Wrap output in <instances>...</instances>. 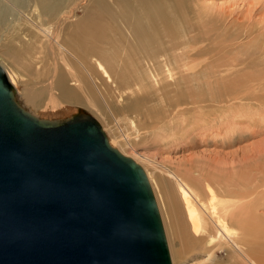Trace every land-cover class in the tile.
<instances>
[{"label": "bare ground", "instance_id": "6f19581e", "mask_svg": "<svg viewBox=\"0 0 264 264\" xmlns=\"http://www.w3.org/2000/svg\"><path fill=\"white\" fill-rule=\"evenodd\" d=\"M254 8L220 15L197 0H0L4 55L22 74L33 75L32 66L40 79L25 82L9 62L0 58V65L32 113L65 115L80 106L99 117L124 154L127 137L107 121L106 98L116 92V103L128 105L140 127L166 145L194 148L214 135L222 138L214 145L228 147L244 116H264V15ZM212 149L170 168L162 159L159 185L147 167L151 158L131 157L146 172L162 222L168 216L159 188L170 185L176 194L166 196L168 209L179 204L176 256L188 243H205L226 251L233 264H264V148L252 147L240 160Z\"/></svg>", "mask_w": 264, "mask_h": 264}, {"label": "water", "instance_id": "95a60500", "mask_svg": "<svg viewBox=\"0 0 264 264\" xmlns=\"http://www.w3.org/2000/svg\"><path fill=\"white\" fill-rule=\"evenodd\" d=\"M0 264H172L143 167L83 108H25L1 65Z\"/></svg>", "mask_w": 264, "mask_h": 264}, {"label": "rangeland", "instance_id": "374dc122", "mask_svg": "<svg viewBox=\"0 0 264 264\" xmlns=\"http://www.w3.org/2000/svg\"><path fill=\"white\" fill-rule=\"evenodd\" d=\"M197 1H198V4L200 3L201 8H204L205 10L207 9L208 11L217 12V14H220V15H222V14L225 15L227 13L229 14V12H230V14L231 13L235 14L238 12L237 15H240L239 13L241 12V15H243V14L247 13L246 12L248 10L247 7L249 8L251 6H254L255 8H257V9L254 8V10H257V12L259 13V14L257 13L258 16L260 15V17H263V15H264V8H263L264 2H263V5L261 2L263 0H197ZM246 2L249 4L247 5ZM202 4H204L203 5L204 7L202 6ZM242 4H243V6H242ZM259 4H261L262 7H260ZM256 5L257 6L259 5V6L257 7ZM242 7H244L245 10ZM237 8H239L240 10ZM242 11H245V12L243 13ZM224 12H226V13H224ZM78 13H80V11H78ZM257 14H256V16H257ZM256 16L254 18H257ZM245 25L248 26V29L251 27L250 24L248 25V23H245ZM263 35H264V32H263ZM4 52H5V47L0 46V58L4 59L6 63L9 62V65L13 70H18L17 66L14 63H11L10 59L6 58V56L4 55ZM20 68H21V70H25L22 66H20ZM29 72H32L33 75L22 74L19 70H18L17 75H19L20 79H23L25 82L34 81V79H40L35 74V70L32 66H30ZM43 78H45V76ZM110 95H111V97H110ZM110 95L109 96L107 95V98H106L107 103H109V108H106V113L108 114V117H109V118H107V121L110 123V125L112 126V128L114 129V131L118 135H121V137L122 136L127 137L128 141L126 139L125 140L129 143H126L128 145H126V146L124 145V147H123L125 150V153L128 154L127 156L130 155V157H131L132 155H134L136 157L141 158L140 156L144 155V156H147L149 159L151 158L149 160L151 162H148L149 164H147V167H148V170L154 174L155 181H156L157 185H159L160 179L164 180V178H162L163 177L162 173H160V170L162 169V165L163 166L165 165L168 168H170V166H173L175 164L177 165V163H175V162L181 161L182 159L180 160V157L186 158V157H189L190 155L196 156L198 153H207V152L209 153V152H212V150L214 149V148L212 149V147L215 146V148H217L216 151H220V150L223 151V149H225L223 152H225L226 154L220 151V154H221V155L219 154L220 156L223 157L225 155L224 157L225 158L227 157V159H229V160H231V158L235 159V160H240V158L242 159L244 155L246 156V153L249 151L250 148H252V147H255L256 149H261L262 147L264 148V116H262V118L259 116H247V115L244 116L243 117L244 120H242V123L239 124L240 125L239 128L235 130L236 132L235 131L233 132L232 136L233 135L234 136L232 138L230 137L231 140L230 139L228 140L230 145H227L229 143H227V140H224L225 142L223 144L227 145L228 147L217 146L218 145L217 143L222 142L221 141L222 138L221 139L216 138V140H214L213 139L214 135L208 136V138L206 137L207 140L205 139L204 141H200V143L203 142L205 144L197 143V144H199V146L194 147V148H190L187 144H191V142L186 143V141L181 142L177 146H175L174 142L171 145L170 144L166 145V142H164L162 140L160 141L159 138H153L152 133L147 131L145 128L143 129V127L142 128L140 127V126H142L141 123L139 122V120L136 117H134V114L131 112L130 107L128 105H123L122 102H120V104L116 103L117 99L119 98L117 96L118 95L117 92L111 93ZM24 107L28 108L26 105H24ZM78 107H80V106H78ZM253 107H255V106H253ZM80 108H82V107H80ZM28 109L30 110L31 108L29 107ZM32 112L36 113L34 110H32ZM263 112H264V110H263ZM254 113H256V112L254 111ZM258 115H260V114H258ZM95 116H98V115H95ZM98 118H97V120H98ZM130 118L134 119L136 127L131 125ZM100 121H101V118H100ZM246 122L248 123V125L250 127L247 125ZM116 123H118V124H116ZM133 127H134V129H133ZM137 127H139V131H137ZM253 129H254V131H253ZM133 130H134V132H133ZM144 130L146 132H144ZM140 132L142 135H139ZM193 139L194 140H192V141L198 140L197 137L193 138ZM212 141H214V142H212ZM198 142H199V140H198ZM214 143L217 145H214ZM211 144H213V145H211ZM246 145H249V146H246ZM114 147H116V146H114ZM159 147H161V148H159ZM199 147L201 148V150ZM202 147H204L203 148L204 151H202L203 150ZM210 147H211V149H210ZM245 147H246V149H245ZM248 147H250V148H248ZM116 148L118 149V147H116ZM167 148L170 150V152ZM208 148H209V150H208ZM239 148L241 151L239 150ZM218 149H220V150H218ZM242 149L244 151H242ZM205 150H207V151H205ZM238 150L240 152H238ZM213 152H214V150H213ZM188 154H190V155H188ZM247 156H249V155H247ZM165 157H168V158H165ZM162 159L164 162L162 161ZM167 159H169L170 161L172 160V161L170 162ZM154 161H156L157 163ZM162 162H163V164H162ZM160 164H162V165H160ZM159 174L162 176H160ZM158 188H159V186H158ZM159 190H160L161 196L165 200V206H164L165 209L164 210L166 211V215L168 216V220H166V222L163 221L164 222L163 226L167 228V232H168V236H166V239H167V243H169L168 245L169 246L171 245V247L168 246L169 251H170V248L174 251V256H175L174 262L172 261V257L170 256L172 264H231L232 262L228 259L227 255H226V251H220V250H217L216 248L214 250H210L209 247L206 246L205 243H202L199 245H196L193 243H188V244H186L185 249H184V251L186 252L185 255L183 257H181V256L179 257V255L176 256V254H178V251H179L181 245H180L178 235L173 230L178 229L177 225H179V223H180V218H179V214H178L179 204H178V201L175 200L174 201L175 206L173 204H171L170 209H168L167 203H166V198L168 197V199L171 200V199L176 197V194H173V192H171V186L170 185H161ZM164 230H165V228H164ZM165 234H167L166 231H165ZM212 251L214 252V255H213V257L210 258L209 255Z\"/></svg>", "mask_w": 264, "mask_h": 264}]
</instances>
